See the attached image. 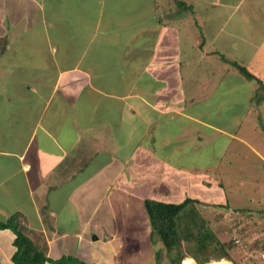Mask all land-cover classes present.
Instances as JSON below:
<instances>
[{
  "label": "crops",
  "instance_id": "crops-1",
  "mask_svg": "<svg viewBox=\"0 0 264 264\" xmlns=\"http://www.w3.org/2000/svg\"><path fill=\"white\" fill-rule=\"evenodd\" d=\"M7 6H22L30 23L24 31L0 14V225L18 216L45 264H132L130 254L142 251L155 258L144 202L207 184L201 173L211 167L200 163L210 160L193 157L194 148L222 138L244 145L238 121L206 101L215 82L240 100L255 94L217 56L219 45L236 43L200 22L203 40L195 14L183 20L175 0ZM157 162L164 168H152ZM14 239L0 230V264H14Z\"/></svg>",
  "mask_w": 264,
  "mask_h": 264
},
{
  "label": "rangeland",
  "instance_id": "rangeland-1",
  "mask_svg": "<svg viewBox=\"0 0 264 264\" xmlns=\"http://www.w3.org/2000/svg\"><path fill=\"white\" fill-rule=\"evenodd\" d=\"M184 1L192 7L195 13L192 22L198 24L202 22L209 36L220 29L219 39L221 42H224L222 39L231 42L232 38L236 43L237 46L219 45L221 49L217 51L218 58L222 59L223 57L230 62L246 65L245 67L253 74L249 68L252 65L255 69L253 75L264 85V78L261 79L259 76L264 74V63L261 57L264 55V0ZM7 5L8 0H2L0 14H5L8 20L17 24L21 30H27L30 21L23 12L25 9L22 6L16 7V9L12 6L8 10ZM175 7L183 20L193 15L192 10H182L176 5ZM7 13L13 20L9 19ZM187 26L192 28L188 23ZM189 28L182 27L181 29L184 30H182L183 32H187L190 30ZM188 34H190L189 31ZM230 35L231 38L228 37ZM188 54L193 57L194 51L189 49ZM229 66L231 65L229 64ZM209 68L210 65H207L206 71L201 77L202 80L198 79L200 82H196V85L199 86L201 82H205L203 80L208 77L206 73ZM256 71H259V75ZM252 82L255 86V94L243 100H240L236 92L223 89L229 88L228 84H218L217 82L214 83L210 91L212 97L208 96L210 98L206 99L207 103L209 102L211 105H219L222 113L227 114L231 120L238 121L237 124L234 123L236 124L235 130L238 131V137H243L244 145H241L237 140L222 138L217 141L205 142L204 148H194L193 157L198 156L200 160L203 157H208L210 160L200 163L211 167L212 173L210 172L208 176L201 173V181H205L207 184L202 183L201 186L196 187L195 183L186 193L185 190L180 189L184 192L181 195L184 196L182 199L177 193V189L172 193V198L160 196L164 200L163 203L166 204H181L185 199L196 202L193 203V206L197 207L203 221H206L207 227L212 229L216 240L225 246L229 256V258H214L216 254L211 252L212 246H210L207 249L210 253L207 254L210 255L211 259L205 264H219L223 263V260L231 264H264V160L261 162L255 155V150H257L263 154L264 159V140L261 137V134H264V100H255L259 86L255 81ZM208 88L207 91L210 90V87ZM257 93L259 94L261 91ZM230 97L235 99L231 104L229 102ZM235 106L239 112L234 110ZM190 125L192 126V123ZM196 161L199 163L198 160ZM159 164L163 163L157 162L153 164L152 168H157ZM164 166L163 164L162 167L164 168ZM155 172L161 173L160 171ZM160 178L163 181L167 180L166 177ZM227 204L229 209L216 208L217 205L225 206ZM178 220L176 221L178 222ZM151 244L154 250L152 255L158 256L159 264H168L172 255L168 253L170 258H166L163 244L157 240L155 235ZM193 245V241H188V243L183 244L182 250L184 248L191 250ZM130 255L132 256V264H156L155 258H148L147 251ZM185 260H193L192 264H197L192 258L183 259L181 264Z\"/></svg>",
  "mask_w": 264,
  "mask_h": 264
},
{
  "label": "trees",
  "instance_id": "trees-1",
  "mask_svg": "<svg viewBox=\"0 0 264 264\" xmlns=\"http://www.w3.org/2000/svg\"><path fill=\"white\" fill-rule=\"evenodd\" d=\"M175 5L182 8V10H192V7L186 4L184 0H175ZM192 12L194 15L195 13L193 10ZM192 25H194L196 30L200 31V37L203 39L201 27L198 23H192ZM202 44H204V41L201 42V45ZM221 60L233 66L245 80L255 81L259 86L257 92L261 91L259 94L256 92L255 100H264V85H262V82L258 78H256L244 65L230 62L223 57ZM193 203L196 202L191 199H185L181 204H166L152 200H146L144 202L151 230V241L153 242V236L155 235L157 240L163 244L166 258H170V256H168L169 254L172 255L168 264H181L182 260L185 258H192L197 264H205L211 259L210 255L207 254L210 253V251L207 250L210 246H212L211 252L216 254L214 258H229L225 246L216 240L212 229L207 227V222L203 221L201 214L197 207L193 206ZM216 208L229 209V206L228 204L225 206L217 205ZM176 220H178V222ZM18 222V216H14L6 223L0 225V230L9 229L15 235L13 246L16 248V251L12 255L11 261L14 264H45L49 262L50 260L47 259L42 252H39L33 243L23 234V227L20 228ZM188 241H193V247L191 250H187V248L182 250L183 244L188 243ZM154 257L156 259V264H159L157 261L158 256ZM75 263V260L68 258L58 261L57 264ZM78 264L84 263L78 262Z\"/></svg>",
  "mask_w": 264,
  "mask_h": 264
},
{
  "label": "bare ground",
  "instance_id": "bare-ground-1",
  "mask_svg": "<svg viewBox=\"0 0 264 264\" xmlns=\"http://www.w3.org/2000/svg\"><path fill=\"white\" fill-rule=\"evenodd\" d=\"M192 261L185 260V262L183 264H192ZM219 264H231V263L230 262H227V261H223V263H219Z\"/></svg>",
  "mask_w": 264,
  "mask_h": 264
}]
</instances>
